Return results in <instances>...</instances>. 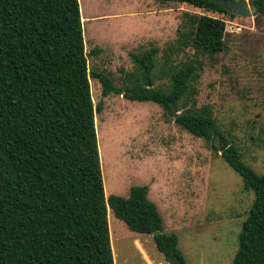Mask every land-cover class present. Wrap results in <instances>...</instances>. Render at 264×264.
<instances>
[{
  "label": "trees",
  "instance_id": "16d2710c",
  "mask_svg": "<svg viewBox=\"0 0 264 264\" xmlns=\"http://www.w3.org/2000/svg\"><path fill=\"white\" fill-rule=\"evenodd\" d=\"M157 1L228 15L233 9L217 0ZM249 4L264 13V0ZM183 15L179 45L195 55L223 49L221 18ZM81 22L77 0H0V264H113L107 209L128 230L152 234L166 262L185 264L175 234L161 232L146 185L129 186L125 197L104 195L94 126L102 99L92 103L89 76L102 97L119 90L87 69ZM155 52L132 56L135 72L122 96L159 105L215 152L216 140L223 145L219 156L252 193L229 264H264V171L244 164L208 107H194L191 82L199 61L165 70L163 89L153 85Z\"/></svg>",
  "mask_w": 264,
  "mask_h": 264
},
{
  "label": "rangeland",
  "instance_id": "374dc122",
  "mask_svg": "<svg viewBox=\"0 0 264 264\" xmlns=\"http://www.w3.org/2000/svg\"><path fill=\"white\" fill-rule=\"evenodd\" d=\"M87 69L106 75L119 93L100 95L89 76L104 195L125 197L129 186L146 185L147 198L162 219L161 232L174 233L185 264H229L241 222L252 199L239 176L201 138L174 124L153 102L122 96L135 72L133 55L156 48L153 85L166 88L165 70L194 58L200 63L194 107L206 106L218 130L256 173L264 171V13L232 15L157 0H77ZM241 1L250 9L249 0ZM184 12L224 21V47L193 54L177 43ZM91 75V74H89ZM188 104L186 105V107ZM113 264H169L152 234L126 228L107 209Z\"/></svg>",
  "mask_w": 264,
  "mask_h": 264
},
{
  "label": "water",
  "instance_id": "95a60500",
  "mask_svg": "<svg viewBox=\"0 0 264 264\" xmlns=\"http://www.w3.org/2000/svg\"><path fill=\"white\" fill-rule=\"evenodd\" d=\"M222 2L225 6L233 7L234 12L240 16H250L251 9L245 7L241 1H234V0H217Z\"/></svg>",
  "mask_w": 264,
  "mask_h": 264
},
{
  "label": "crops",
  "instance_id": "0c3cea01",
  "mask_svg": "<svg viewBox=\"0 0 264 264\" xmlns=\"http://www.w3.org/2000/svg\"><path fill=\"white\" fill-rule=\"evenodd\" d=\"M83 20L85 19V18H82Z\"/></svg>",
  "mask_w": 264,
  "mask_h": 264
}]
</instances>
